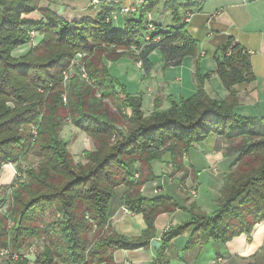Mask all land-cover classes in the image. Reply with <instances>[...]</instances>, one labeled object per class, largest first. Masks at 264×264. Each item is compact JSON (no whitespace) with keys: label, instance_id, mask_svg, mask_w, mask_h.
<instances>
[{"label":"trees","instance_id":"trees-1","mask_svg":"<svg viewBox=\"0 0 264 264\" xmlns=\"http://www.w3.org/2000/svg\"><path fill=\"white\" fill-rule=\"evenodd\" d=\"M44 1L48 2L45 7ZM59 3L60 0H0V102L4 96L33 101L29 107L10 112L9 118L0 120V170L3 162L13 161L17 152L20 155L31 144L29 133L24 139L15 129L34 122L42 98L35 87L49 80L59 86L62 72L77 52L102 61L99 67L86 63V68L95 87L101 88L103 98L95 99L96 89L74 76L65 108L59 105L61 94L48 100L34 152L43 159L39 170L27 171L19 188L14 187L15 183L0 185V209L9 190L15 202L0 212V247L20 251L26 240L44 239L43 261L37 258L34 264H92L99 256L109 261L102 263L114 264L118 249L149 248L157 238V217L177 208L188 219L162 234L156 256L147 264H170L171 242L185 233L188 237L184 252L210 242L226 244L242 234L250 235L255 225L264 221V116H244L236 110L239 88L255 79L248 52L234 44L232 38L219 47L215 73L229 90L227 97L207 93L205 76L197 69L195 93L179 98L169 95L167 109H161L160 102L155 101L154 109L146 115L143 96L131 95L119 86L105 60L131 56L150 75L154 68L151 55L155 51L166 66H180L184 57L196 56L198 40L187 29L193 14L189 11L195 6L193 0H143L135 12L119 14L116 20L113 13L121 10L122 0H100L92 16L77 22L50 8ZM160 6L172 14L171 22L148 19L149 13L161 10ZM35 11L41 17L29 16ZM30 30L43 35L38 51L49 49L48 56L43 60L12 58L10 52L27 42ZM132 46L137 47L138 53ZM105 97L118 99L119 110L111 108ZM61 109L94 140V147L85 153L87 165L74 162L68 142L60 136ZM212 134L226 142L225 156L234 157L223 173L221 194L213 213L208 214L196 202L188 206L165 194L150 197L141 192L144 183L162 175L154 171L155 162L172 165V175L181 172L182 182L190 173L184 155ZM162 147L164 152L160 151ZM137 162L147 166L140 181L134 178ZM191 173L197 179L200 172L193 166ZM123 184L127 186L123 201L131 211L142 214L146 223L135 237L104 231L106 225L110 228L109 210L116 189ZM51 209L61 218L56 224L43 226L39 219ZM89 218L98 226L94 234ZM52 225H56L60 235ZM28 261L25 258L16 264H30Z\"/></svg>","mask_w":264,"mask_h":264},{"label":"rangeland","instance_id":"rangeland-1","mask_svg":"<svg viewBox=\"0 0 264 264\" xmlns=\"http://www.w3.org/2000/svg\"><path fill=\"white\" fill-rule=\"evenodd\" d=\"M216 1V0H213ZM123 4L130 5V4H137L136 6L140 5L143 0H122ZM200 0H193V6L189 13H193L195 9L198 7ZM48 5V2H43V7ZM161 7V6H160ZM50 8L53 10H57L59 14L66 17L69 21H80V19H84L88 16H92L94 12L97 10V7L92 4V0H60L59 4H53L50 5ZM183 12V11H182ZM188 12V11H187ZM184 15V13H182ZM29 16L34 18L41 17L40 12L35 11L32 12ZM155 18L157 22L160 23H166L171 22L172 20V14L170 12L165 11V9L158 10L154 13L148 14V19ZM151 27V25H150ZM203 30V29H202ZM211 30V29H210ZM33 30H30L29 32V38L27 42L23 45H20L13 49L10 52V56L14 59H20V58H34L35 60H43L48 56V50L49 49H40L42 47L40 45L43 35L40 32L35 31V33H32ZM199 41H198V52L195 56H186L183 59V63L180 66H166L164 61L162 60V57L158 51H155L151 55V59L154 63V68L151 71L150 75H147L140 64L139 61L135 60L131 56H123L119 59L113 61L110 59H106L105 63L106 66L110 72V74L117 79L118 85L124 87L127 92L131 95H138L141 94L143 96V110L146 115H149L151 111L154 109L155 101L160 102L161 109H167L169 107V95H172L174 98H179L180 96L188 97L192 95L196 91V83L198 81V75L196 72L200 69V72L207 71L210 67H213L214 65V59H213V53L210 52L206 56H200L201 51L205 48L212 50V46L209 43V40L206 38V31L203 30L202 33L200 32ZM132 50L136 51L138 53V49L136 46L131 47ZM215 51V50H214ZM93 60V61H92ZM99 67L102 65V61H97L92 56L89 57L88 53L84 52H77L76 55L71 58L69 61V64H67L64 72H62V81L61 84L58 86L54 83V81L49 80L46 82V84H43L42 86H36L35 92L38 95H41V101H39V106L37 109V115L35 116L34 122L32 124L26 125V124H20L18 128L15 129V131L21 135L23 134V138L27 133H29L30 136L28 138L31 140V144L27 148L26 151H23L20 155L19 152H17L16 156L17 158L13 161H5L3 162L0 170V185L1 184H7L9 186L13 185L14 187L19 188V185L21 184L22 179L25 180L27 178L25 175L27 174V171H38L39 170V164L43 160L42 157L37 156L35 152L36 147V139L39 138L38 131H39V125L41 123H44L46 113V108L48 104V100L52 99L55 95L61 94L59 105L62 106V108H65L67 106L68 97L67 93L69 90V85L71 82V79L75 76H79L81 81H85L88 84H90L92 87H94L95 90V99L103 98V92L101 91V88H96L95 86V80L91 79L86 66L89 64ZM92 62V64H91ZM87 63V65H86ZM217 66V64H216ZM198 69V70H197ZM192 85H194L192 87ZM29 88H26V95ZM104 101V100H102ZM105 101L110 105L111 108L119 110V100L114 98H107L105 97ZM31 104H33L32 100H28V102H23L17 99L14 96H4L1 99L0 102V112L3 113V115H0V120H4L6 118H9L10 112H17L22 110L23 108L29 107ZM62 119H63V126L62 131L60 133V136L62 139L68 142V149L72 155V158L75 163H80L83 165H87L89 163V160L86 156V151L91 150L94 147V140L83 130L76 127L70 116H66L65 109H61ZM127 112V110H125ZM3 118V119H2ZM122 129L127 131V128L125 126H122ZM29 142V143H30ZM213 144V143H212ZM216 146L217 152L216 154H212L215 158V160L221 159V154H224L226 142L219 137L216 143L213 144V148H205L201 147L199 145V151L202 152V157H209L210 149H214ZM216 150V149H215ZM161 152L165 151V147H162L160 149ZM221 151V154L219 153ZM223 151V152H222ZM218 153V154H217ZM222 154V155H223ZM225 157V155H224ZM216 165V164H215ZM154 171L161 175V177L151 180L147 183H144L140 190L143 194L146 196H152L162 193L169 197H171L173 200L179 202L183 205H190L192 202L200 203L203 210L207 212L208 214L213 213L214 209L216 208V202L218 198L220 197V188L222 186L221 181V175L220 173V167L218 170H216V173L214 172V169L212 166H208L207 169H211L216 175L214 177L215 183H209V182H202L199 183V179L196 180H183L182 182L179 180L181 175L180 173H176L172 175V165L164 164L161 162H155L154 165ZM142 168V169H141ZM141 170V173L140 171ZM144 171H147V166L141 164L140 162H137L135 165V179H138L139 181L142 178V174ZM190 172V170H189ZM210 172L209 170L206 171V173ZM16 176L19 177V180H15ZM25 176V177H24ZM162 180H165V182L169 181L167 183L168 188L172 192V194L180 195L182 197H174L172 195L166 194V192L163 190L161 184ZM187 182V184L185 183ZM171 184V185H170ZM124 188L126 191V185H120L117 187ZM175 187L178 188L175 190ZM116 189V196L115 198H119ZM196 189L197 194L194 195L191 191ZM169 191V192H170ZM200 191V192H199ZM15 205V202H13V197L11 195V191L9 190L7 201L5 202L2 209H0V212L3 213L7 210V208L12 207ZM11 205V206H10ZM121 211L123 213L132 214L134 213L131 211L123 199L121 200ZM124 207H127L130 212H125L123 209ZM176 211H182V209L177 208ZM172 214L173 212H165ZM185 214V213H184ZM61 218L58 213L54 212V209L46 211L43 215H41L39 222L43 226L45 224H56L57 221ZM92 225L93 230L92 234L97 232L98 226L94 220L89 218ZM175 216L171 215L170 218L167 220L168 222L165 224V231H167L170 227L174 226L176 224L175 222ZM144 220V218H143ZM182 222V220H180ZM145 223V221H144ZM178 223V222H177ZM159 227L163 225L162 220H158ZM53 226V225H52ZM146 227V223H145ZM155 227H156V221H155ZM53 230L57 232L58 235H60L59 231L56 229V225L53 226ZM108 228V225H106L104 231L107 232V230H113L110 222V228ZM157 229H159L157 227ZM164 231V232H165ZM163 232V233H164ZM121 233V232H118ZM89 234V233H88ZM123 234V233H121ZM91 234H89L90 236ZM127 236V235H126ZM138 236V235H136ZM135 237V236H131ZM158 243L159 241L156 240ZM185 239L182 237L178 239L177 245L178 247L184 246ZM45 244L44 239H28L25 241V245L20 251H16L11 249L10 247H0V264H16V262H19L23 260L21 258L20 254H23V257L28 258V262L30 264H34L35 260L38 258V260L42 263L43 261V246ZM218 244V243H217ZM153 246V243L151 244ZM177 247V248H178ZM208 247L205 246V250ZM183 251L182 248H178ZM128 250V249H127ZM169 250V249H168ZM222 253H224L222 251ZM115 254V252H114ZM229 254V252L227 253ZM260 255L256 259L248 260L245 264H264V248L259 253ZM18 258H17V257ZM115 256V255H114ZM100 257V256H99ZM97 257L93 261L92 264H110V263H102V261H108L104 259L103 257ZM186 258H190L186 256ZM25 259V258H24ZM126 259H129L125 264H147L144 262H139L136 259H132L131 257H124L123 261ZM168 259L171 261V255L168 254ZM174 259V257H172ZM175 259H178V262L181 260L179 259V256H177ZM113 263L118 264V262L115 260V257L113 258ZM188 260V259H187ZM40 262H37V264H41ZM109 262V261H108ZM124 263V262H122ZM121 263V264H122Z\"/></svg>","mask_w":264,"mask_h":264},{"label":"crops","instance_id":"crops-1","mask_svg":"<svg viewBox=\"0 0 264 264\" xmlns=\"http://www.w3.org/2000/svg\"><path fill=\"white\" fill-rule=\"evenodd\" d=\"M187 29L198 41V37L201 36L200 32L202 33V31L205 30L206 38L212 46V50L205 48L200 54V56H206L208 53L214 52L213 67H210L207 71L201 72L202 75L205 76L204 89L212 97L225 98L229 94V90L223 85L221 79L215 73L217 64L215 56H217L219 47L232 38L234 44H240L248 52L255 79L249 85L239 88V104L236 110L244 116H264V0H200L198 7L188 21ZM197 85L196 83V91ZM193 86L194 85H192V87ZM218 139V135L212 134L206 140L195 144L194 147L188 150L184 155V163L186 167L189 168L190 173L184 177V180L197 181L199 179L198 181L201 184L202 182L215 183L214 177L217 174L216 170H218L216 167L219 166L220 173L222 172V181L223 173L229 168L234 157H224L225 151L224 154L222 153L223 155L220 151L221 159L215 160L212 154H216V146L214 149H210V154H212L209 157L203 158L202 152L199 151V145L201 147L205 146L207 149L213 148V144L216 143ZM209 165L213 167L216 174L211 169H207ZM193 166L200 172L197 179L193 177L191 173ZM207 170L210 172L206 173ZM179 176L181 178L183 174L181 173ZM168 182L169 181L165 182V180H162L161 184L166 194L174 197H182L172 194L168 188ZM185 183L187 184V182ZM176 189L178 188L175 187V190ZM118 192L119 198H113L109 210V219L113 230L127 236L140 235L145 229L143 215L140 213L124 214L123 211H121L120 203L125 193V187H119V189H117V193ZM160 194L157 193V195ZM197 204L202 208L200 203ZM184 213V211H175L172 214L161 213L156 219L157 238L154 240H159L162 237L165 227L168 226L166 225L168 222L167 220L171 215L175 216V222L177 223L180 222V220L184 221L188 219V215ZM159 219H161L163 223L161 227H159L158 224ZM157 227L159 229H157ZM182 237L186 241L188 233L174 238L171 242V246L168 250V254L171 255L170 264H212L214 260L218 259L220 260L218 262L219 264H245L248 260L256 259L264 248V221L256 224L250 235L242 234L226 244L221 242H210L196 249L181 252L178 248L183 249V247H178L177 241ZM158 246L153 244V246L147 249H118L115 251L114 257L118 264L122 262H124L122 264H125L129 259L123 261V258L128 256L139 262L148 263L156 256V248ZM205 246L208 247V250H205ZM222 251L224 253H222ZM228 252L229 254H227ZM177 256H179L180 262H178V259H175ZM186 256L190 258H186ZM172 257H174V259H172Z\"/></svg>","mask_w":264,"mask_h":264},{"label":"built area","instance_id":"built-area-1","mask_svg":"<svg viewBox=\"0 0 264 264\" xmlns=\"http://www.w3.org/2000/svg\"><path fill=\"white\" fill-rule=\"evenodd\" d=\"M115 2H119V0H114ZM100 3V0H92V4L94 5V6H97L98 4ZM137 5V4H136ZM135 4H130V5H125V4H122V7H121V10L119 11V12H115V13H113V19L114 20H116L117 18H118V15L119 14H122V15H126V14H130V13H132V12H135L136 11V6ZM32 33H35V31H33ZM140 64H141V62H140ZM194 195H196L197 194V192H196V189H194V190H192L191 191ZM124 210H125V212H130L129 211V209L127 208V207H124L123 208ZM87 216H88V214H87ZM20 256H21V258H27V257H23V254L21 253L20 254ZM17 257V256H16ZM18 258V257H17ZM220 260L218 259V260H214V262H219ZM213 262V263H214Z\"/></svg>","mask_w":264,"mask_h":264},{"label":"water","instance_id":"water-1","mask_svg":"<svg viewBox=\"0 0 264 264\" xmlns=\"http://www.w3.org/2000/svg\"><path fill=\"white\" fill-rule=\"evenodd\" d=\"M152 243L155 245V246H158L159 243L156 241V240H153Z\"/></svg>","mask_w":264,"mask_h":264}]
</instances>
